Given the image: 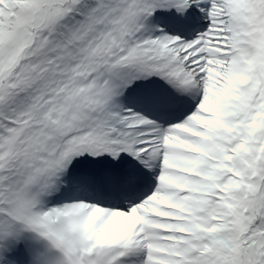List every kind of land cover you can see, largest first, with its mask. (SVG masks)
Returning <instances> with one entry per match:
<instances>
[{
    "label": "snow or ice",
    "instance_id": "1",
    "mask_svg": "<svg viewBox=\"0 0 264 264\" xmlns=\"http://www.w3.org/2000/svg\"><path fill=\"white\" fill-rule=\"evenodd\" d=\"M0 264H264V0H0Z\"/></svg>",
    "mask_w": 264,
    "mask_h": 264
}]
</instances>
